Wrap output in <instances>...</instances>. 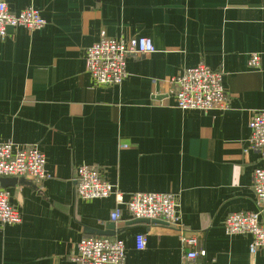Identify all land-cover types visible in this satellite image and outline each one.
<instances>
[{"label": "crops", "instance_id": "crops-1", "mask_svg": "<svg viewBox=\"0 0 264 264\" xmlns=\"http://www.w3.org/2000/svg\"><path fill=\"white\" fill-rule=\"evenodd\" d=\"M4 2L14 14L38 10L45 25L9 28L0 41V142L35 146L47 177L0 187L22 216L18 225H0V264H76L83 237L122 241L125 264H184L174 227L130 225L124 205L111 222L114 197L78 198L81 166L96 169L123 201L137 192L176 195L183 230L205 251L195 264H264V248L249 252V235L224 231L229 214L256 211L251 177L264 166L248 149L250 119L264 109V0ZM101 32L148 38L155 52L129 56L121 85L97 86L85 51ZM251 54L260 56L259 69L248 67ZM199 63L222 73L225 110L175 107L169 80Z\"/></svg>", "mask_w": 264, "mask_h": 264}, {"label": "built area", "instance_id": "built-area-1", "mask_svg": "<svg viewBox=\"0 0 264 264\" xmlns=\"http://www.w3.org/2000/svg\"><path fill=\"white\" fill-rule=\"evenodd\" d=\"M45 20L40 12L26 8L11 13L4 0H0V41L8 36V29L22 28L29 32L44 27ZM155 52L152 41L144 37L127 40L114 39L101 32L96 43L85 51V69L97 86L115 87L126 78V61L129 56H146ZM258 54L249 56L250 69L260 68ZM223 75L211 70L204 63L182 70L169 80V96L180 110H225L228 98L222 86ZM248 149L264 159V109L255 112L249 122ZM247 150H244V153ZM46 159L33 145L17 146L11 142H0V179L21 178L38 184L46 179ZM75 194L83 200H98L114 197L118 205H124L131 220L162 221L179 232V239L185 253L184 264H195L205 251L198 248L195 235L183 230L178 215L176 195L172 193H131L123 201L115 185L104 180L96 169L81 166L75 174ZM251 186L256 211L231 213L224 221L227 235H249V252L254 254L264 248V166L256 167L251 177ZM110 213V221L120 220L119 206ZM21 213L9 202V194L0 188V225H18ZM145 236H135V249L145 248ZM76 264H125L123 242L105 237H83L76 245Z\"/></svg>", "mask_w": 264, "mask_h": 264}, {"label": "water", "instance_id": "water-1", "mask_svg": "<svg viewBox=\"0 0 264 264\" xmlns=\"http://www.w3.org/2000/svg\"><path fill=\"white\" fill-rule=\"evenodd\" d=\"M18 184H29L26 181H24L23 179L17 180V179H0V187L1 188H7V187H13L15 185ZM161 224V225H166V223L162 222V221H149V220H134L133 222L129 223L130 225H135V224ZM114 225L112 224L110 226V228H107V230H113ZM87 234L89 235H95V236H114L113 234L107 233V232H99V231H89L87 230Z\"/></svg>", "mask_w": 264, "mask_h": 264}]
</instances>
